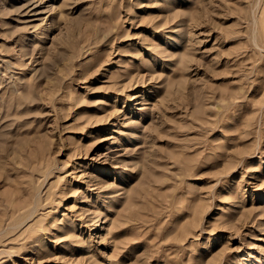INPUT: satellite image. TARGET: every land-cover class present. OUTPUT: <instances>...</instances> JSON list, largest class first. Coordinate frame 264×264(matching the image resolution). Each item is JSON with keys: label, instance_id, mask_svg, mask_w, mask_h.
I'll use <instances>...</instances> for the list:
<instances>
[{"label": "rangeland", "instance_id": "obj_1", "mask_svg": "<svg viewBox=\"0 0 264 264\" xmlns=\"http://www.w3.org/2000/svg\"><path fill=\"white\" fill-rule=\"evenodd\" d=\"M36 1L0 0V264H264V0Z\"/></svg>", "mask_w": 264, "mask_h": 264}, {"label": "bare ground", "instance_id": "obj_2", "mask_svg": "<svg viewBox=\"0 0 264 264\" xmlns=\"http://www.w3.org/2000/svg\"><path fill=\"white\" fill-rule=\"evenodd\" d=\"M16 2H22V4L20 5V7L21 8H23V7H25V8H27V11H28V13H29V11L31 12V11H35L36 13H34L35 15H37V11H38V7H37V5L35 4V2H37L36 0H35V2H34V0H15ZM17 4V3H16ZM15 4V5H16ZM34 4V5H33ZM33 5V6H32ZM21 11V10H20ZM22 12V11H21ZM40 12V11H39ZM43 12V11H42ZM41 12V13H42ZM34 16V15H33ZM46 17V16H45ZM44 17V18H45ZM39 18V17H38ZM41 18V17H40ZM44 18H42L43 20H44ZM36 20V19H35ZM41 20V19H40ZM116 162V161H115ZM117 162H119L118 160H117ZM116 162V163H117ZM116 166H118V165H116ZM27 207H29V209H27L28 210V214L26 215V218H28V217H30V216H32L36 211H37V208L35 207V205H33V201L31 200V201H24V202H22V204H20V205H16V206H14V208L13 209H18V210H22V209H26ZM17 211V210H16ZM12 212V211H11ZM97 221V220H96ZM98 224V223H97ZM96 224V225H97ZM96 228V227H95Z\"/></svg>", "mask_w": 264, "mask_h": 264}]
</instances>
